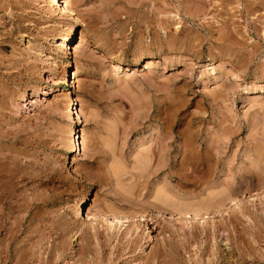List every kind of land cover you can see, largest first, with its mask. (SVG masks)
I'll return each instance as SVG.
<instances>
[{
  "label": "rangeland",
  "instance_id": "obj_1",
  "mask_svg": "<svg viewBox=\"0 0 264 264\" xmlns=\"http://www.w3.org/2000/svg\"><path fill=\"white\" fill-rule=\"evenodd\" d=\"M52 2L0 0V264H108L101 211L111 264H264V0Z\"/></svg>",
  "mask_w": 264,
  "mask_h": 264
},
{
  "label": "bare ground",
  "instance_id": "obj_2",
  "mask_svg": "<svg viewBox=\"0 0 264 264\" xmlns=\"http://www.w3.org/2000/svg\"><path fill=\"white\" fill-rule=\"evenodd\" d=\"M58 2H60V3H62L63 4V7H62V9H60V12H62L63 14V19L64 20H67V16H65L64 14L66 13L65 11H69V7H68V4L66 3L67 2V0L65 1V0H53V2L52 3H54V5H56V4H58ZM162 3V2H161ZM169 5V4H168ZM61 6V5H60ZM264 6V5H263ZM4 7V6H3ZM3 7H2V5H0V9L2 8L3 9ZM259 7V6H258ZM59 8H61V7H59ZM164 8H166V7H164ZM1 9V10H2ZM57 10V9H56ZM163 10V9H162ZM169 10V9H168ZM159 11V10H158ZM176 11H177V9H176ZM59 12V13H60ZM141 12V11H140ZM163 12V11H162ZM161 14V13H160ZM166 16V15H165ZM255 18V17H254ZM256 36V35H255ZM70 37H71V32H70V30L68 29L66 32H65V34L62 36V39H63V41L64 42H66V44L69 42V40H70ZM61 39V40H62ZM61 46V45H60ZM58 49H60V52H61V54L63 53L62 52V50H64V49H66V46H63V47H58ZM62 49V50H61ZM57 51H59V50H57ZM56 51V52H57ZM66 54V53H65ZM57 55H58V57H60V54L59 53H57ZM20 56V55H19ZM15 57V56H14ZM20 60V59H19ZM52 60V63L55 61V59H51ZM15 62H17V61H15ZM14 62V63H15ZM130 64H135L136 62H137V58H132V59H130ZM13 63V64H14ZM7 64V63H6ZM12 64V63H11ZM17 64V63H16ZM2 64L0 63V66H1ZM7 66V65H6ZM4 69V71L5 72H3V73H1L0 74V79L3 77H6V79L9 77V75H10V73H8V68L7 67H4L3 68ZM76 72H73V82L72 83H76V80H78V79H76L75 77H76ZM8 81V80H7ZM77 86V85H76ZM230 87V86H229ZM76 99H72V101H75ZM68 104L69 105H72L70 102H68ZM25 106V105H24ZM77 118V117H76ZM75 118V119H76ZM77 122V121H76ZM81 137V136H80ZM81 139V138H80ZM70 152H74L75 150H80L79 149V145H81L80 143H78V137H75V134H73L72 135V138L70 139ZM252 196H250V198H251ZM215 198V197H214ZM247 199L246 201H245V203H248V202H250V201H252L251 199ZM162 199H164V198H162ZM160 200V199H159ZM171 200V199H170ZM175 201V200H174ZM165 202H166V200H165ZM168 202V201H167ZM166 202V203H167ZM220 202V201H219ZM229 202H231V201H229ZM171 203V202H170ZM184 203V202H183ZM213 203V202H212ZM242 203V202H241ZM240 202H233V203H230V204H226L225 206H222V207H218V208H213L212 207V205L210 204L209 206H203V205H201V206H199V205H197V206H191V204L189 205V203L187 204V203H184L183 205H181L180 207H177V209H174L173 208V210L171 209L170 210V208L169 209H167L166 207H165V212H168L169 214H177V215H184V216H186V215H190V216H193V217H197V218H201V219H208V217L209 216H211V215H215V214H220V216H221V218L223 219L224 218V216H226V217H228V218H230V217H232V218H238V215H240V214H244L245 212H247V208H245L244 207V203H242L241 204ZM160 204V203H159ZM175 204V203H174ZM174 204H173V206H174ZM181 204V203H180ZM220 204V203H219ZM218 204V205H219ZM249 204V203H248ZM179 205V204H178ZM217 205V206H218ZM220 205H222V204H220ZM164 206H165V204H164ZM216 205H215V207H217ZM28 208V207H27ZM154 208V207H153ZM155 208H161V207H159V206H157V205H155ZM163 208L164 207H162V209L161 210H163ZM236 211H239V212H237L236 213ZM101 213V215H103V216H106V215H108V216H111L112 217V220L111 221H107V220H104V222L106 223L105 224V227H106V230L108 231V233H109V236H104V235H102L98 230H96V228H92L93 229V232L92 233H90V232H88V231H83L82 233H80L79 235H78V238H80L81 239V241L83 242H85L86 244H85V246H83V247H81L76 253H75V256H77V255H81V257L85 254L86 255V253L88 252V253H95V255H97V259L99 260V261H101L102 260V249H101V247H103V246H107V244L109 243L110 245L111 244H115V245H113V248H114V257L112 258V259H109L108 261H109V263L108 264H111L115 259H117L119 256V254H120V252H122V250H123V247H121L120 246V242H121V238L123 237L122 236V231H124V233L126 232V233H128V230H132V228L134 227L133 225H128V226H123V223H121V221H118L117 219H116V217L115 216H113V214L112 213H110L111 215H109L108 213L109 212H107V211H101L100 212ZM116 214V213H115ZM241 215V216H242ZM87 216H88V214H87ZM244 216V215H243ZM89 217V216H88ZM214 218V217H213ZM87 223L89 224H91V221H90V219L88 218L87 220ZM94 225V224H93ZM96 225V224H95ZM95 225H94V227H95ZM222 227H223V229L224 230H226L227 229V227H226V225L224 224V225H222ZM13 228V227H12ZM127 228H128V230H127ZM19 229V228H18ZM77 229V228H76ZM75 230V228H73V227H67L66 229L64 228L63 230H62V232H64V233H67V234H69V233H72L73 231ZM121 231V232H120ZM131 233V232H130ZM133 233V232H132ZM218 233V229H217V227H213L212 228V230H209V231H207V232H205V238L206 239H208L209 237H214L216 234ZM119 234H120V236H119ZM108 235V234H107ZM124 235V234H123ZM127 235V234H126ZM132 236V235H131ZM65 237V236H64ZM129 238V237H128ZM101 239H103V241H101ZM125 239H126V237H125ZM90 240H93L92 242H94V240H96L97 241V243H96V246L94 247V248H90ZM131 240V239H130ZM129 239L127 240V246L125 247V248H128V253L127 254H129V253H131V249H133V246L134 245H136L135 243H136V240H131L130 241ZM4 241V240H3ZM43 241V240H42ZM55 241V240H54ZM101 241V242H100ZM61 244V243H60ZM60 244H58V245H60ZM92 244V243H91ZM6 245V244H5ZM62 245V244H61ZM60 245V246H61ZM93 245V244H92ZM60 246H57V249L60 247ZM62 247V246H61ZM60 247V248H61ZM111 247V246H110ZM112 248V249H113ZM125 248H124V250H125ZM54 249V248H53ZM59 250V249H58ZM101 250V251H100ZM5 251V250H4ZM7 251V250H6ZM11 251V250H10ZM14 251V250H13ZM76 251V250H75ZM161 251V250H160ZM159 251V252H160ZM256 251V250H255ZM64 252V249H60V255H59V257L61 256V253H63ZM66 252V251H65ZM125 252V251H124ZM164 253V252H163ZM51 254V253H50ZM161 254V253H160ZM258 254V253H257ZM14 255V254H13ZM94 255V254H93ZM92 255V256H93ZM63 256H64V254H63ZM262 256V255H261ZM79 258H80V256H78ZM156 257V256H155ZM161 257V256H160ZM61 258V257H60ZM259 258H261V257H259ZM258 258V259H259ZM54 259V258H53ZM155 259H158L157 257L155 258ZM257 259V258H256ZM153 260V259H152ZM214 260V259H213ZM261 260L263 261V259L261 258ZM6 262V261H5ZM86 262V261H85ZM93 262V261H92ZM150 261L149 260H144V262H143V264H150L149 263ZM172 262V261H171ZM4 263V262H3ZM152 263L154 264V261H152ZM164 262L162 261V259L161 260H157V262H156V264H163ZM26 264V263H25ZM70 264H75L74 262L73 263H70ZM79 264V263H78ZM81 264H85V263H81Z\"/></svg>",
  "mask_w": 264,
  "mask_h": 264
}]
</instances>
